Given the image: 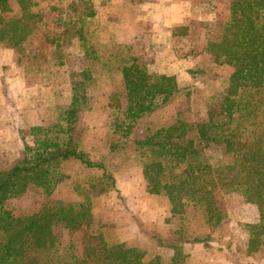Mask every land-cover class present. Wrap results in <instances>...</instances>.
Listing matches in <instances>:
<instances>
[{
	"label": "rangeland",
	"instance_id": "1",
	"mask_svg": "<svg viewBox=\"0 0 264 264\" xmlns=\"http://www.w3.org/2000/svg\"><path fill=\"white\" fill-rule=\"evenodd\" d=\"M205 1L199 7H192L185 20H192L196 13V20L208 27L188 28V35L182 38L178 49L174 47V39L168 36L170 30L151 31L153 38L163 43L155 50L149 49L150 56L143 57L148 52L149 29L145 28V36L144 30L136 36L130 23L132 15L121 10L123 0L10 2L5 17L12 22H26L31 29L25 31L21 46L8 48L0 43V75L15 80L25 77L27 84L21 93H13L0 77L3 103L0 105V172L24 160L30 152L29 145L37 147L31 135L34 126L40 125L42 131L57 136L59 118L70 103L71 73L87 72L91 80L87 83L88 98L77 112L74 134V143L87 163L74 158L60 161L59 177L50 188L28 187L24 194L8 199L3 206L5 210L18 218L34 214L59 217L61 207L70 212L87 205L91 208L92 221L78 234L69 232L62 221L53 225L58 248L72 247L79 258L86 254L88 234L106 233L112 243L131 242L151 251L157 248L152 240L154 234L180 228L191 239L185 246L186 264H264V245L258 251L248 248L247 225L258 221L259 210L245 195L216 190L215 197L226 215L218 227L197 219L194 208H188L185 218L174 221L168 198L151 192L146 168L149 162L140 154L142 147L135 143L134 136L121 140L115 133L116 121L122 114L117 106L125 105L122 69L124 59L130 56L140 58L149 73L177 78L181 97L166 116L176 118L184 114L187 122L203 124L209 123L211 114L220 110L223 94L218 92L230 70L219 68L216 73L214 60L203 58L199 61L204 65L202 70L192 71L193 60L184 58L190 44L188 39L195 40L200 34L202 46L210 53V43L222 39L224 28L233 19L232 6L236 0ZM179 9L176 5V14L180 13ZM92 10L95 16L86 17ZM168 52L177 59L170 60ZM174 71L175 75L170 74ZM259 114L260 111L254 115ZM254 115L243 121L244 137L250 135ZM213 123L221 126L225 122L216 115ZM235 126L233 121L229 128ZM196 134L192 132L191 137ZM211 152L217 154V148ZM162 164L160 181L177 182L184 165H174L167 159ZM163 257L169 262L171 256Z\"/></svg>",
	"mask_w": 264,
	"mask_h": 264
},
{
	"label": "trees",
	"instance_id": "2",
	"mask_svg": "<svg viewBox=\"0 0 264 264\" xmlns=\"http://www.w3.org/2000/svg\"><path fill=\"white\" fill-rule=\"evenodd\" d=\"M11 1L15 0H0V43L15 48L21 46L31 25L5 17ZM232 7L233 19L224 28L222 39L209 45L216 73L219 68L230 70L218 92L223 94L220 110L211 114L210 122L192 124L184 114L166 116L181 97L177 78L149 73L140 58L130 56L124 59L122 69L125 105L117 106L122 114L115 133L121 140L134 136L142 147L140 154L149 162L151 192L168 198L174 221L194 208L197 219L218 227L226 215L215 197L216 190L245 195L259 210L258 221L247 225L248 248L258 251L264 245V0H236ZM94 16L93 11L86 17ZM70 78V103L59 118L57 136L32 128L37 147L29 145L24 160L0 172V264H186L185 246L191 239L180 228L171 233L164 230L168 236L154 234L157 248L151 251L131 242L112 243L106 233L88 234L86 254L79 258L72 247L58 248L53 225L62 221L69 232L78 234L92 221L87 205L70 212L61 207L59 217L34 214L18 218L3 208L8 199L24 194L28 187L50 188L59 177L60 161L74 158L87 163L74 143V134L91 76L73 72ZM258 111L260 114L254 115ZM216 115L223 117L221 126L213 123ZM252 115L250 135L244 137L243 121ZM233 121L236 126L229 128ZM194 131L197 134L191 137ZM213 148L217 154L211 152ZM163 159L184 165L177 182L160 181ZM165 255L171 256L169 262L163 260Z\"/></svg>",
	"mask_w": 264,
	"mask_h": 264
},
{
	"label": "crops",
	"instance_id": "3",
	"mask_svg": "<svg viewBox=\"0 0 264 264\" xmlns=\"http://www.w3.org/2000/svg\"><path fill=\"white\" fill-rule=\"evenodd\" d=\"M201 3L204 4L206 3V1L205 0H123L121 10L122 12L130 13L132 15L133 19L130 20V23H132V27L135 28L136 36L141 35L142 30H144L143 35L145 36L146 33L145 28L146 30L149 29L147 30V32L150 33V36H148L149 41L147 40L148 52L146 50L142 55L143 57L144 55L150 56L152 54L150 50L151 49L155 50L154 48H157L156 46L163 43V41L159 42V40H155L156 38H153L151 31H156V30L159 31L158 29L160 28L161 30L162 29L170 30L168 36L170 37V39H174L173 42L175 45L174 47L177 48L178 47L177 45L180 42H182L181 41L182 38L184 39L185 37H187L189 31L188 28L194 30V29H204L208 27L207 24H201L199 21L196 20V17L198 16L196 15V13L193 14L192 20H185L190 16L189 12L191 8L196 6L199 7ZM176 5L177 8L180 7L178 11L180 13L177 14H176L177 12ZM159 21H161V24H159ZM200 36L201 34L195 40H190V38L188 39V41H190V44L189 47L187 48L188 52L184 60L186 61L193 60V62L191 63L192 66L190 68V70L192 71H194V69L198 71V69H201L204 66L201 62H199L203 58L207 59V61L209 60L213 61L214 59L208 52L206 46L205 47L202 46L203 43ZM181 49H184V46H181ZM10 52L13 53V50ZM154 53H156V51H154ZM169 53L170 52H168L167 55L170 56V60L177 59L176 57L171 58V54ZM164 60H168V59L164 57ZM2 62L4 61L2 60ZM170 74L175 75V71L171 72ZM0 77H3V80H6L7 89H9V91L13 93L18 92L19 94L21 93V89L27 88L25 77L23 79L18 78L17 80L11 78L10 76L5 77L3 76V74H1ZM1 91L2 89L0 88V92ZM2 104H3L2 97H0V105ZM34 127H38V126H34ZM39 127L41 128L42 126L39 125ZM186 247H185V251L187 250Z\"/></svg>",
	"mask_w": 264,
	"mask_h": 264
}]
</instances>
